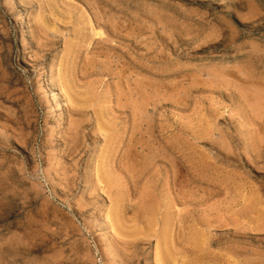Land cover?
Instances as JSON below:
<instances>
[{
	"label": "rangeland",
	"instance_id": "374dc122",
	"mask_svg": "<svg viewBox=\"0 0 264 264\" xmlns=\"http://www.w3.org/2000/svg\"><path fill=\"white\" fill-rule=\"evenodd\" d=\"M0 264H264V0H0Z\"/></svg>",
	"mask_w": 264,
	"mask_h": 264
}]
</instances>
